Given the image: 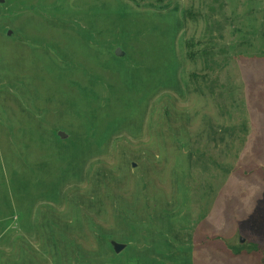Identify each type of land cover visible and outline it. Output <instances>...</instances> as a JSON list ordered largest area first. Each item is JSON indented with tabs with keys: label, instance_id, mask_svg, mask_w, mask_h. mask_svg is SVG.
Masks as SVG:
<instances>
[{
	"label": "rangeland",
	"instance_id": "rangeland-1",
	"mask_svg": "<svg viewBox=\"0 0 264 264\" xmlns=\"http://www.w3.org/2000/svg\"><path fill=\"white\" fill-rule=\"evenodd\" d=\"M0 264H264V0H0Z\"/></svg>",
	"mask_w": 264,
	"mask_h": 264
},
{
	"label": "water",
	"instance_id": "water-1",
	"mask_svg": "<svg viewBox=\"0 0 264 264\" xmlns=\"http://www.w3.org/2000/svg\"><path fill=\"white\" fill-rule=\"evenodd\" d=\"M1 1H3V0H1ZM116 54L121 55L122 51L120 49H118L116 51ZM59 134H60L61 137H63L65 135L63 132H60ZM112 245H113L114 250H115L116 253L121 252L125 248V244L118 243V242H113Z\"/></svg>",
	"mask_w": 264,
	"mask_h": 264
}]
</instances>
